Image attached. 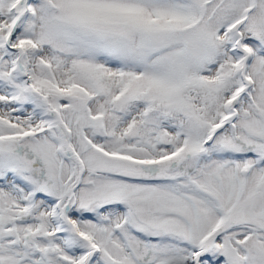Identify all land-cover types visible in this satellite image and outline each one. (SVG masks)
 Segmentation results:
<instances>
[{
  "label": "snow or ice",
  "instance_id": "1",
  "mask_svg": "<svg viewBox=\"0 0 264 264\" xmlns=\"http://www.w3.org/2000/svg\"><path fill=\"white\" fill-rule=\"evenodd\" d=\"M0 264H264V0H0Z\"/></svg>",
  "mask_w": 264,
  "mask_h": 264
}]
</instances>
